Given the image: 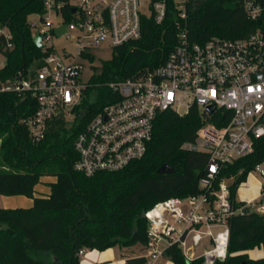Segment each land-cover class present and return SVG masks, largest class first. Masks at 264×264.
Listing matches in <instances>:
<instances>
[{
    "label": "trees",
    "instance_id": "obj_1",
    "mask_svg": "<svg viewBox=\"0 0 264 264\" xmlns=\"http://www.w3.org/2000/svg\"><path fill=\"white\" fill-rule=\"evenodd\" d=\"M263 2V0H257ZM167 12L160 23L143 19L142 35L113 48L100 63L99 72L88 79L76 117L70 127L59 114L49 121L44 137L31 139L24 119L38 102L28 91L2 89L21 73L27 74L42 50L33 41L28 16L44 11L42 0H0V29L9 34L12 47L1 49L0 67V194L32 198L30 207H0V264H81L80 251L109 247H146L148 223L143 212L155 202L171 196L197 193L198 179L205 174L206 152L186 151L203 116L196 105L178 114L164 110L155 118L152 136L143 156L114 171L91 176L74 169L78 154L74 140L91 117L115 99L107 86L115 80L139 76L162 63L176 43V0H166ZM188 36L204 42L212 36L241 37L256 28L246 16L243 0H188ZM68 11H65V14ZM41 18V17H40ZM4 45V35L0 34ZM216 114H222L217 111ZM210 117L216 125L228 121ZM264 159V136L253 140V150L224 164L218 179L231 178V196L246 180L254 165ZM163 163L171 172L158 173ZM41 176H54L48 195H34ZM261 247L263 255L249 258L247 250ZM164 253L173 264H201L202 258L187 260L176 244ZM125 264H145L144 254L125 255ZM220 264H264V215L245 209L229 219L226 257ZM217 262L216 264H218Z\"/></svg>",
    "mask_w": 264,
    "mask_h": 264
},
{
    "label": "built area",
    "instance_id": "obj_2",
    "mask_svg": "<svg viewBox=\"0 0 264 264\" xmlns=\"http://www.w3.org/2000/svg\"><path fill=\"white\" fill-rule=\"evenodd\" d=\"M42 1L43 28L36 34L42 36L43 63L35 73H19L2 87L28 91L37 99L36 111L24 119L34 141L44 137L55 116L76 117L75 108L88 84V79L82 80L84 64L94 67L93 60H103L101 51L111 55L115 46L140 38L144 18L160 23L167 12L166 0ZM187 1L176 0V43L165 60L139 76L108 82L118 96L94 114L74 140L75 170L87 176L114 171L143 156L158 113L184 114L193 105L200 110L203 122L194 139L181 144L183 150L208 156L205 174L198 179L199 191L162 199L144 211L149 237L145 264H154L172 243L187 260L201 257V264H216L226 257L231 216L245 209L264 215V159L247 174L259 176L258 194L251 201L231 196V178L218 179L224 164L249 154L253 140L264 136V0H243L247 18L256 23L254 30L235 38L212 36L204 42L189 39ZM61 25L65 30L58 36L54 29ZM0 34L5 39L4 45L0 42L1 54L12 45L5 28ZM52 35L69 39L74 49L56 52ZM226 112L228 121L220 126L209 120L215 115L221 121ZM204 238L209 245L196 254Z\"/></svg>",
    "mask_w": 264,
    "mask_h": 264
},
{
    "label": "rangeland",
    "instance_id": "obj_3",
    "mask_svg": "<svg viewBox=\"0 0 264 264\" xmlns=\"http://www.w3.org/2000/svg\"><path fill=\"white\" fill-rule=\"evenodd\" d=\"M42 14L39 13H33L31 15L28 16V21L31 23V30L33 32V34H36L37 32H39L42 28V20L40 19V17H42ZM50 19L55 22L57 20V18L55 17L54 14L49 13ZM6 30V29H5ZM50 43L53 45V47L55 48L56 52L61 53L62 48H69L70 50L74 49V45L73 43L65 38V37H57L55 35H52L50 38ZM100 54L103 56L102 59H107L109 58L111 55L109 52L107 51H101ZM101 59L97 58L95 60H93L94 62V67H89V66H83V71H82V80H87L90 78V76L92 74H96L99 72L100 69V63H101ZM5 62V57L0 54V67L4 64ZM43 63V59L42 57L35 59L31 65L29 66L28 70L30 73H35L39 66ZM73 123V119L71 117L67 118V127H70ZM51 177L53 178L54 176H41L40 178V184L42 185H47L49 186V184H45L44 181L45 179H51ZM259 176L256 173H252L249 174L246 177V180L241 182L236 190V198L239 201H251L255 198V196L258 194V185H259ZM52 181V180H51ZM50 187V186H49ZM144 213V212H143ZM209 242L207 238H204L200 244L195 248V253L196 254H200L203 251L204 247H208ZM113 250L120 252V250H127V251H132V255L134 254H139L142 253V249L140 245H133L132 247H120L118 245L113 246L112 247ZM118 255V254H117ZM119 256V255H118ZM259 256H255L252 258H257ZM164 258L161 261V264L164 263ZM125 264V263H124Z\"/></svg>",
    "mask_w": 264,
    "mask_h": 264
},
{
    "label": "crops",
    "instance_id": "obj_4",
    "mask_svg": "<svg viewBox=\"0 0 264 264\" xmlns=\"http://www.w3.org/2000/svg\"><path fill=\"white\" fill-rule=\"evenodd\" d=\"M55 179H56L55 177L53 178L51 177V179H45L44 183L49 184V182H53L55 181ZM49 193H50V187L47 185H42L38 183L34 188L35 196L48 195ZM32 203H33L32 198L26 197L24 195L6 196V195L0 194V207H3V208L30 207ZM141 249L143 252L139 254H144L145 253L144 248L141 247ZM131 252L132 251L129 252L127 250H120V252L117 253V251L113 250L112 247H109L105 250L85 249L80 254V263L81 264H124L125 263L124 256L132 255ZM139 254L133 253V255H139ZM247 255L249 256V258H252L255 256L261 257L263 255V251L261 247L255 246L254 248L247 250ZM163 258L165 259L163 264H173L170 260H168L165 253L158 256L154 264H161V261Z\"/></svg>",
    "mask_w": 264,
    "mask_h": 264
},
{
    "label": "water",
    "instance_id": "obj_5",
    "mask_svg": "<svg viewBox=\"0 0 264 264\" xmlns=\"http://www.w3.org/2000/svg\"><path fill=\"white\" fill-rule=\"evenodd\" d=\"M64 30H65V25H61L59 27H56L54 29V32L56 35L60 36L64 32ZM41 38H42V36L40 34H36L33 36V41L38 47L41 46ZM171 171H173V168L170 165H168L167 163H163L157 169L158 173L171 172ZM218 264H220V262ZM241 264H246V263L242 262Z\"/></svg>",
    "mask_w": 264,
    "mask_h": 264
}]
</instances>
